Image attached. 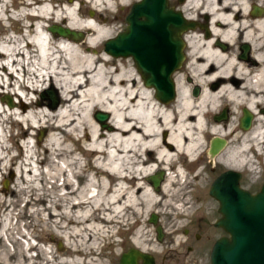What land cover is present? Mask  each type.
Segmentation results:
<instances>
[{"label": "bare ground", "instance_id": "obj_1", "mask_svg": "<svg viewBox=\"0 0 264 264\" xmlns=\"http://www.w3.org/2000/svg\"><path fill=\"white\" fill-rule=\"evenodd\" d=\"M130 2L0 0V34H5L0 36V174L12 166L16 173L14 192L6 185L0 190V211L8 205V193L41 204L34 214L64 241L59 250L40 249L43 264H103V250L118 246L117 231L127 229L130 220L191 215L199 201L193 192L201 178V157L211 136L227 138L222 163L228 168L253 171V156L264 161V0H184L179 11L189 20L206 17L210 39L185 32L190 82L177 77L176 97L166 103L154 98L139 74L118 57L97 53L111 31L99 21L102 13ZM85 3L96 13L80 14L79 4ZM252 6L260 11L253 14ZM8 21L17 37L8 35ZM49 21L87 36L74 40L51 34ZM240 43L250 47L248 59L238 56ZM192 85L199 86L197 95ZM28 88H54L58 96L53 90L42 101L31 100ZM7 94L16 100L8 104ZM223 106L229 117L217 121L213 116ZM240 109L253 118L244 130L235 122ZM95 111L107 113L104 128L93 118ZM7 122L17 125L18 138H33L29 129L48 134L43 144L30 147L25 140L24 155L21 149L11 154ZM79 149L91 160L87 167L76 157ZM157 170L162 176L154 188L148 176ZM45 182L50 190L43 189ZM156 221L150 223L158 226ZM139 225L133 248L151 254L149 230ZM20 257L34 263L31 256ZM14 258L4 251L0 264Z\"/></svg>", "mask_w": 264, "mask_h": 264}, {"label": "water", "instance_id": "obj_2", "mask_svg": "<svg viewBox=\"0 0 264 264\" xmlns=\"http://www.w3.org/2000/svg\"><path fill=\"white\" fill-rule=\"evenodd\" d=\"M251 11L255 14L260 10L252 6ZM124 23L123 30L104 41V52L112 57H130L142 84L152 89L154 98L162 103L171 101L174 97L172 76L184 59L182 34L193 29L194 22L169 6L167 0H136L130 5ZM47 29L51 34L74 40L84 36L81 31L57 24H51ZM246 49L247 46L242 45L243 54ZM196 92L195 87L193 93ZM7 103L10 104L9 98ZM52 105L54 107L55 104ZM251 116L250 112L242 110V129L249 126ZM93 118L102 128L105 127L107 113L95 111ZM224 118V110L215 116L217 120ZM221 143L220 139L213 138L209 153L214 154ZM161 176L162 172L158 170L148 176V181L157 188ZM237 179L238 174L228 170L209 186L208 194L218 201L219 217L214 225L226 233L213 242L209 264H264V181L257 191L250 193L238 186ZM155 220L153 214L148 218L152 224ZM155 233L160 240L162 232L159 226L155 227ZM138 261L140 264H153L154 260L148 253L129 248L120 255L117 264H138Z\"/></svg>", "mask_w": 264, "mask_h": 264}, {"label": "rangeland", "instance_id": "obj_3", "mask_svg": "<svg viewBox=\"0 0 264 264\" xmlns=\"http://www.w3.org/2000/svg\"><path fill=\"white\" fill-rule=\"evenodd\" d=\"M133 1L134 0H131V2L128 3V5H125V7H117L114 4V7L112 8L111 12L102 13L101 17L99 18V21L102 24H104L107 28H110L111 30L110 34L107 36L106 39L113 37L117 32L124 29L125 27L124 16L128 12V7ZM183 2L184 0L181 3H179L177 0H168V3L172 5L176 10L180 9ZM79 7H80L79 12L82 15L89 16L90 10L91 12L93 11L94 13H96V11L92 10V7L90 8L88 5H86V3L79 4ZM6 24L9 28L11 26L14 32V33L8 32V35L17 37L19 33L16 30V27H14L9 21ZM46 24L51 25L52 22L49 21L46 22ZM63 24H57V25L62 26ZM0 30H2L1 27ZM7 31L9 30L7 29ZM81 32H83L85 38L87 36V33L84 31ZM4 35L0 34V36H4ZM103 43H101L100 47L97 49V53H101L103 51ZM115 60L121 62V64L126 69L131 68L133 71H136L130 57H118ZM51 90L52 89L50 88L47 89L39 88L36 92L33 93V95L37 101H42L43 99L40 97V94L42 96H45L48 92H53L54 88L52 91ZM54 92L55 95L58 96V91L56 89L54 90ZM33 95L31 91H28L29 98L30 96ZM6 97L9 98L10 101L16 100L15 98L16 96L12 94H7ZM58 105H59V100H58ZM107 122H108V118L105 121V124ZM13 125L16 124H11L9 122L6 123V128H7L6 134L7 135L11 134L12 136V140L7 141V145L9 147L12 146L11 154H17L19 152V149H21V152L24 155L26 148H24L23 143L25 140L28 141L30 147L33 146L35 142H40L41 144H43L44 139H46V135L48 134V130L46 129L36 130V131L35 129L33 130L29 129L26 131L28 133L27 135L33 134V138L30 137L25 138L23 135L18 138L17 137L18 131L15 128H13ZM21 128L24 130L25 125L21 124ZM69 146L71 149L76 148V146L73 145L72 143H70ZM75 153H76V157L80 159L82 164L87 167L88 164L91 162L89 157H87L86 154L82 152L81 149L75 151ZM252 160H253L252 168L254 169L253 171L248 168L242 170V174H243L242 183L245 187L249 188L252 191H255L257 190L261 182L264 181V161L263 159L254 158V156L252 157ZM202 163L203 164L201 165L203 167L201 169L200 182L198 186H196L195 191L193 192L194 198H196V200H199L197 203V209L191 215H188L186 217H179V218L167 217L162 219L157 218L156 219L157 225L160 227L162 232V237L160 240H157L156 238V233H155L156 226H153L148 221L149 214L147 217L144 218V220L142 219V221H136L137 223L136 222L134 223L133 222L134 220H130L129 221L130 227L128 226L127 229L123 228L117 231V235L115 236V239L117 241L118 246L116 247L109 246L103 250L101 254V261L103 262V264H117L120 255L126 252L129 248L134 247L131 243V238L135 233L136 228L140 226L139 224H142L143 226L146 225L147 230H149V235L151 236L152 239V241L150 242L151 243L150 248H152V252L151 254L150 253L149 254L152 256L155 263L159 264L161 261L166 263V261H168L169 259L168 258L163 259L164 257H166L167 255H173L174 253H176L181 249L184 250V246L186 244H193V242L191 243L189 240L185 241L186 239L182 230L184 228H187L192 232L195 231L200 232V229H197L195 227L196 218L202 219L201 221H205L209 225V229H208L209 232H206V234L209 235V239L205 240L203 237L200 241L195 243V246H198V249L200 250L204 249L203 252H200L201 259L197 261L200 264H209L206 253L208 252L211 241L217 235L221 234V230L215 229L211 224L213 223V221H215L217 216L215 212L216 203L212 198H209V196H207V194L205 193V189L208 186L209 179H211L212 175H210V172H208V168L205 165L206 163L205 162ZM12 167H10V169L8 170L7 169L2 170L0 174L1 191H4L3 183H5L6 187H8L12 192H14L12 182L16 178V173H15V168L13 169ZM156 172H154L153 174H155ZM59 182L61 181L59 180ZM73 183L77 184L75 180L73 181ZM83 183L84 180L83 179L80 180L79 186H82ZM50 186L51 185L49 182H45L43 185V189L50 190ZM207 193H208V189H207ZM6 196L8 199V205L7 207H5L6 209L2 208L0 211V257H3L4 251H6L10 254H15V258L10 261V264H29V262L26 260L24 261L20 257V255L28 256V257L31 256L34 262L33 264H43V259L40 253V249L47 248L48 246H52L54 251L59 250L60 244L64 243L62 237L56 233V231L53 229L52 226L49 227V229L48 227H45L43 222L40 221L39 219L40 217H37V215L34 214L33 211L35 209L39 210L42 208L41 204L26 203L29 199L22 194H19V197L18 195L17 197H13L11 193H8ZM50 225L51 224H49L48 226ZM205 243L207 245L204 248H202L201 246ZM114 251H116V254Z\"/></svg>", "mask_w": 264, "mask_h": 264}, {"label": "flooded vegetation", "instance_id": "obj_4", "mask_svg": "<svg viewBox=\"0 0 264 264\" xmlns=\"http://www.w3.org/2000/svg\"><path fill=\"white\" fill-rule=\"evenodd\" d=\"M136 1V0H134ZM133 1V2H134ZM168 1V0H167ZM179 3H181L183 0H177ZM132 4V3H131ZM130 4V5H131ZM169 6H172L168 3ZM173 7V6H172ZM130 6L128 7V10H129ZM174 8V7H173ZM125 17V16H124ZM189 20V19H188ZM194 22V29L193 30H187L188 32H194V31H197L200 33V37L202 39H205V40H208L210 39V31H209V26H208V23H207V18L206 17H203L200 21H196V20H192ZM188 32L185 33L184 32V35L182 34V36H186L188 35ZM216 45H218L219 47L221 48H226L227 45L225 43H220L218 41L215 42ZM242 45H246L247 46V49H246V52L243 54L242 53ZM237 49H238V56L240 58H247L248 59V54H249V51H250V47L246 44V43H240L239 45H236L235 46ZM183 53H184V59L182 61V64L181 66L179 67V69L173 74V82H174V97H176L175 93H176V87H175V80L177 77H180L182 78L183 81L189 83L190 82V78L187 76V62H188V54H189V51H188V45L187 43L184 41V47H183ZM216 84H213L211 87H215ZM197 88V92L196 93H193L194 91V88ZM190 91L193 95H197L200 91L199 89V86L197 85H192L190 86ZM173 97V98H174ZM175 99V98H174ZM173 100V99H172ZM225 112V118L224 119H219V120H225L229 117V113H228V110L226 107H221L217 113L213 116V118L215 119V116L220 114L221 111ZM242 110L243 109H240L239 110V116L237 117L236 119V124H237V127L242 129L240 127V118L242 116ZM246 110V109H245ZM249 112V111H248ZM262 112L264 113V108L262 109ZM241 115V116H240ZM252 116H251V119H250V123H249V126L250 124H252ZM217 120V119H216ZM217 120V121H219ZM248 126V127H249ZM247 127V128H248ZM246 128V129H247ZM244 130V129H242ZM213 138H216V137H213L211 136V138L207 141V149L205 150V153H204V156H202L201 158V163H200V167L202 166L201 164H203L202 162H205L207 168H208V172H210V175L211 176V179H209V183H208V186L209 184H211L213 182V180H215L220 174L230 170V171H234L238 174V179H237V184L240 188H242L243 190H246L250 193L252 192H255V191H252L250 190L249 188L245 187L243 185V174H242V170H238V169H232L231 167H227L225 165H223L224 161L226 160L225 157L222 155V152L224 151V149L226 148L227 146V138H218L222 141L221 145L218 146V149L216 150V152L214 154H209V147H210V142ZM220 155V156H219ZM212 157V158H211ZM223 162V163H222ZM212 164V165H211ZM203 167V166H202ZM201 167V169H202ZM192 175H194V172L192 171L191 173ZM262 183V182H261ZM208 186L206 187L205 189V193L207 194V196H209V198H212L214 200V202L216 203V209H215V212L217 214L216 216V219L218 218L219 214L217 212V208H218V201L216 199H214L213 197H211L208 193H207V189L209 190ZM260 186V185H259ZM258 189V188H257ZM215 219V220H216ZM202 219L200 218H196L195 221V227L197 229H200V232H192L191 230L187 229V228H184L182 231H183V234L185 236V241L189 240L191 243L193 242V244H186L184 246V250H179L177 251L176 253H174L173 255H167L166 257H164L163 259L165 258H168L169 260L165 262H160L159 264H200L198 261L201 259V256H200V252H203L204 249L200 250L198 249V246H195V243L200 241L203 237L205 240H208L209 239V235L206 234V232H209L208 229H209V225L207 224V222L205 221H201ZM201 222V223H200ZM214 222L211 223L212 226L215 228V229H219L221 230V234L217 235L212 241H211V244L209 246V249H208V252L206 253V256H207V260H208V263H209V253H210V249H211V246L213 244V242L221 237V236H225L226 233L220 228V227H217L214 225ZM211 233V231H210ZM207 244H203L201 247L204 248ZM198 260V261H197ZM138 264H140V261H138ZM153 264H156L155 261H153Z\"/></svg>", "mask_w": 264, "mask_h": 264}]
</instances>
